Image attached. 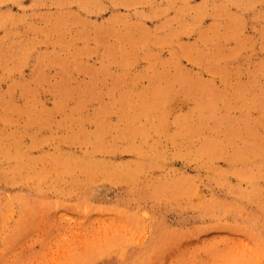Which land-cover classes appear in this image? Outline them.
Masks as SVG:
<instances>
[{
	"label": "rangeland",
	"instance_id": "374dc122",
	"mask_svg": "<svg viewBox=\"0 0 264 264\" xmlns=\"http://www.w3.org/2000/svg\"><path fill=\"white\" fill-rule=\"evenodd\" d=\"M264 0H0V264H264Z\"/></svg>",
	"mask_w": 264,
	"mask_h": 264
},
{
	"label": "bare ground",
	"instance_id": "6f19581e",
	"mask_svg": "<svg viewBox=\"0 0 264 264\" xmlns=\"http://www.w3.org/2000/svg\"><path fill=\"white\" fill-rule=\"evenodd\" d=\"M262 152L264 153V148L262 149Z\"/></svg>",
	"mask_w": 264,
	"mask_h": 264
}]
</instances>
